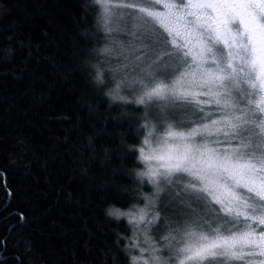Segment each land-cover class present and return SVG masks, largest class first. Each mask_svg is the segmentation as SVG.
Returning <instances> with one entry per match:
<instances>
[{
	"label": "snow or ice",
	"instance_id": "snow-or-ice-1",
	"mask_svg": "<svg viewBox=\"0 0 264 264\" xmlns=\"http://www.w3.org/2000/svg\"><path fill=\"white\" fill-rule=\"evenodd\" d=\"M93 3L105 40L95 50L101 58L92 64L93 79H111V99L134 98L145 109L144 137L135 146L145 168L136 175L153 191L143 194V206L110 212L130 227L116 241L127 264H264V0ZM124 82L133 97L122 94ZM153 105L159 121L147 114ZM169 109L183 119H171ZM162 183L183 192L189 209L201 202L202 211L192 209L193 221L176 227L164 216L157 237ZM16 247L14 264H38L30 241Z\"/></svg>",
	"mask_w": 264,
	"mask_h": 264
},
{
	"label": "trees",
	"instance_id": "trees-1",
	"mask_svg": "<svg viewBox=\"0 0 264 264\" xmlns=\"http://www.w3.org/2000/svg\"><path fill=\"white\" fill-rule=\"evenodd\" d=\"M98 12L93 0H0V264L26 240L38 264H127L116 241L130 227L110 212L153 191L136 175L145 109L93 79ZM183 198L158 200L155 236L189 212Z\"/></svg>",
	"mask_w": 264,
	"mask_h": 264
},
{
	"label": "rangeland",
	"instance_id": "rangeland-1",
	"mask_svg": "<svg viewBox=\"0 0 264 264\" xmlns=\"http://www.w3.org/2000/svg\"><path fill=\"white\" fill-rule=\"evenodd\" d=\"M131 23H132V21L129 20V21H128V26H129V28L131 27ZM119 38L122 39V40H124L125 42H127L128 39H130V38H129L127 35H125V34H120ZM112 62H113V63L116 62L115 58H113ZM140 67H141V65L138 63L137 66L135 67V72H136V73H139V72H140ZM112 85L115 86L114 82H112ZM136 88H138V85L136 86ZM122 90L127 91V93H130V95H128L129 97H133V92H134L135 89L132 88V87H128V86H127V82H124V83L121 85V91H122ZM122 94H123V95H126L125 92H122ZM126 96H127V95H126ZM130 100L134 101V98H133V99H130ZM148 110L150 111L151 119L156 120V121H159V119H160V110H159V108L156 107L155 105H153V106H151ZM168 115H169V117H170L171 119H173V120H175V121H181V120L183 119V113H182L181 110H178V109H177V110L169 109V110H168ZM185 123H187V121H185ZM159 127H160V125L158 124V129H159ZM140 161H141V163H142V169H144V168H145V164H144V162H143L142 160H140ZM144 179L147 180L146 177H145ZM178 186H179V185H176V188H179ZM162 187L165 188V191L162 192V193H160L158 200L164 198L166 195H169L170 197H172L173 195H175V192H174V190H173L172 188H169L168 186L164 185L163 183H162ZM194 202H196L197 204H199L200 206H202V205H201V202L193 201V202H192V209H194V208H193V203H194ZM184 205L187 207L186 204H184ZM187 208H188V207H187ZM192 209H189V208H188V211H189V212H187L186 214H180V215L178 214V215H176L175 217H170V220L173 221L172 226H173V227H176L177 224H179V225H184L186 221H187L188 223H191V222L193 221V219H194V213L192 212ZM130 210H134V209H129V210H127V211H130ZM195 210H196V209H195ZM201 211H202V209H200V210H196V212H201ZM122 218H125V217L122 216ZM125 219H126V218H125ZM196 222L199 223V221H196ZM154 228H155V227H154ZM153 232H154V235H155V230H154V229H153ZM141 239H142V237H141ZM165 254H167V253H165Z\"/></svg>",
	"mask_w": 264,
	"mask_h": 264
}]
</instances>
